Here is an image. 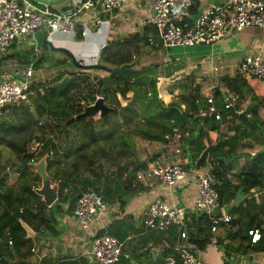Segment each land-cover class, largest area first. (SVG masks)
Here are the masks:
<instances>
[{
    "label": "crops",
    "instance_id": "crops-1",
    "mask_svg": "<svg viewBox=\"0 0 264 264\" xmlns=\"http://www.w3.org/2000/svg\"><path fill=\"white\" fill-rule=\"evenodd\" d=\"M31 1L35 4H40L47 7V9L51 12H67L73 8L75 3H79L82 0ZM153 2L154 0H141L139 2L130 4L122 10H119L112 14L115 17L114 24L116 28V33H110V31H107L106 29H104L99 34L95 33L99 40V44L95 52L86 53L84 51L85 41L81 40L82 33L86 31V29H84V27H78V23H80V21L84 22L83 20H85L87 16L89 19H91V17H95L94 13L88 12V15L85 16V18L80 17V15L86 14V12L80 13L75 19L73 31L68 34H48L45 31H39L35 35L39 44L38 50H33V53L30 54V57L28 58L29 63H34L37 58L44 59L42 67L36 70L40 74L39 79H41V81L43 78L48 81L51 77H54L59 74L58 76L59 78H61L62 83L65 80H69L71 78V75L78 76L79 74H86L88 77L94 80H102L103 78H109L110 87L112 85H118L120 83V81L117 79L118 77L113 80L110 78L111 75H129L131 73L109 74L101 70L81 71L77 69L62 52H55L54 50L49 48L41 54L40 45L42 41L46 39L52 43V46L55 49L65 50L69 52L73 56L75 61L79 64L102 65L99 63V60H102L99 59V56L100 54L102 56V51H104L111 43L115 41L121 42L123 39L127 40L128 38L134 36L139 37V39L142 38L141 33L145 30V28L140 27L141 22L149 18ZM220 3H222V0H194V5L190 12L191 17L195 18L203 8L211 4ZM173 12L178 13L176 9L173 10ZM76 28L78 29L77 32ZM90 35L94 36V34L92 33ZM91 42L92 40H88V44ZM245 42H247L246 46H248V49L240 57L241 59L245 56H251L256 54H262L264 56V31L262 32V36H252L246 39ZM85 43L87 44V41ZM136 44L138 45V47H140L139 51L135 47L126 49V51L130 53L132 57H137L135 63L137 62L140 70L145 69L146 71L141 74L132 75H142L140 79L143 80L149 79L150 77H154V72L150 69V66H153L155 69L157 68L156 71L158 74V98L162 102H164V104H169L172 100H174V102L180 104L181 109H185L187 104L181 100V95L177 94L172 88H168V90L161 89L162 87H160V81L172 79L171 76L174 73L170 77H166L165 75L167 72L166 70L169 66L168 64H171L174 67V63H171V61L174 59V56L172 54L175 53V55L178 57H181V55H184L186 57L187 54L191 52V50L181 54L180 52H172V50L166 52L164 50L155 51L151 50L150 48L145 49L142 47V43L139 44V42H137ZM216 45L221 44L217 43L213 47L202 48H212L211 52H209V56H215L218 58V54L220 53L218 52V50L215 49ZM27 47L25 44H17L11 49V53L16 54V57L11 58L13 60L14 69L5 71V76L8 74H19L18 68H20V65L25 62V60L23 61L22 56L26 51H28L26 50ZM198 48H201V46L193 49ZM132 50L135 51V54L131 52ZM189 57H193V55L189 54ZM241 59H239L238 61L225 59L223 62L224 71H221V73H218L220 71L219 68L216 73L213 72V68H217L214 65L213 61L215 59H210V61L203 60L199 62L197 64L198 68L196 69V64H193L192 62L187 64L189 70L191 71L190 79L193 85H200V87L198 86L200 90H205L206 87L212 85L214 90L216 88L218 89V92L216 93H219L223 99V101H221L214 95L209 96L213 99V103L217 109V112L221 116V121H218L219 123H213V125H215L216 127V130H212L209 127L204 126L203 123L205 121L203 119L199 121V125L196 128H194L192 124H188L187 126H185L186 129H197V132H199L202 128L203 131H201L203 132V136L199 141V148H201L199 152L194 151L195 146L188 147L187 151L190 149V152L183 151L184 147H186L184 140L190 136L189 130H182V133L178 132L173 134V136L169 138L166 137V139L169 141L167 145L160 142L148 141L144 139H139L138 142L136 141V144L138 143L137 147L139 149L140 161L142 162L149 158V162L145 164V167L165 166L179 161L183 164L187 175L173 188H168L157 181H151V184L147 188V190L138 194L135 198L130 201L122 215H118L117 212H115L118 210V205L111 206L107 204L106 214L99 218L95 222V224L91 226V230L89 232L93 234H100L102 232L108 234L112 228V232H110L108 235L114 238H116V233H121L122 231L120 228L112 226L114 223L123 222L125 225L129 227H134V229L137 230L134 231V233H130L129 229L125 227V233H121V235L124 237L123 241L121 242H126V245H128L127 248L129 249V253L131 255V259L129 260V262H125L124 264H162L156 262L153 259L151 252L154 250L162 251V243L164 241L173 243L176 240V227L170 228L169 231L163 234L162 236L161 234H159L160 236H158V234L152 235L151 232L147 233L143 230L140 231L139 228L142 224L143 215L146 209L148 208L149 204L155 198H160L171 205L185 206L187 207V210H191L192 202L197 194V180L201 175L211 173L213 171V168H217L220 171L225 172L226 179L228 180L234 177H238L239 174L246 171L247 167L251 164L252 159L261 151H264L262 137L264 135V108L259 104L261 102H264V81L247 80V84L250 89V93L248 94L249 104H247V106L242 105L238 110L234 108L238 114L244 113L245 118H238L235 121H231L230 114L229 116H224L223 118L220 113L222 103L227 105V101L228 103H232L231 106L235 104V101L231 102V100H236V98L229 93L226 87V83L222 79L224 77L233 78L236 75L237 67ZM83 60H85L86 63H83ZM178 62L179 60L176 59V64L181 66ZM54 63H56L55 67ZM1 64L2 63L0 62V66ZM49 67L56 71H50ZM139 69H137V71H139ZM57 71L59 73H57ZM198 71L199 73H197ZM126 75L122 78L123 80L127 79L130 82L138 80L137 78H132L129 76L126 77ZM63 78L65 79L63 80ZM169 90L171 91L170 93ZM222 94L225 96V98H223ZM132 98L133 93L131 92L128 93L124 98H122L119 94L116 95V99L122 107L128 105ZM207 98L202 99L201 108L206 107ZM250 108L252 110H255L257 117L253 116L252 111L250 112ZM209 119L211 120L212 118ZM260 122L263 123V133L262 130L259 128ZM241 133L243 135V141L238 145V147H235L234 151L229 150L228 147H224L222 149L217 150L213 155L211 154L212 151L216 150V145L219 141L228 140L229 138L235 135H241ZM146 149L147 152H144L146 151ZM230 152L233 153L232 157L227 154ZM190 153L192 156H194L192 157L193 160H191V156L188 155ZM252 154L254 155L252 156ZM201 158L204 159L206 166L202 168L196 167V163ZM188 166L189 168L187 169L186 167ZM53 170V172L55 173V169ZM7 173L9 177L8 182L14 190V196L22 195V187L24 184H28L31 187H36L35 185L31 184L28 179L21 180L18 183V174L15 173V171L13 170V166L11 169H8ZM56 174L58 176H62L61 178L57 179H53L51 177L52 181L55 182L53 184L59 185L61 181V184L58 186L57 200L60 197V188L62 189L63 194H66L63 200L60 199L58 210L60 211L61 208H68V213L70 214L62 217L61 225L59 223L60 219L58 222H56L55 227L59 226V229L61 231L50 227L48 225V222L40 221L36 218H33L32 216H28L32 224H26L25 222L24 223L31 229L33 234L31 236L29 234H26L25 232V234L30 237V240L29 242L28 240H25V246L21 247L19 251V255L26 254L28 256V259L22 260L15 253H10L7 257H4V262L8 264H11V262L14 261L17 262L16 264H88L85 261V258L87 261H89L88 258L85 256V253L89 244L90 235L88 232L83 231L72 217L73 210L76 206V201L79 196L78 193L73 190V187H75L77 190H79L80 187H78L75 182V176H71L72 180L70 178L68 180L63 179L64 176L67 175V171L60 170L59 168ZM39 181V187H36V189L41 188V179ZM240 182L241 179H235L234 183H232V186H240L238 189L242 188V193L243 195H247V198L239 205L234 204L227 213L229 216L232 217V222L229 225L221 224L219 226L218 233L215 235L206 232V236L208 237V243L203 249H198L196 246H194L197 252L200 253V257L203 260L207 261L208 264H264V238L262 240L263 242H261L260 244L250 246L248 242V237L247 235H245V228L248 224L251 223L252 220H254L255 226L258 223H261L262 226L264 225V191L253 193V191L250 190L249 192H245L244 187L242 186V184H240ZM66 186H68V188H66ZM3 189L4 192H0L1 194L6 193L7 189ZM238 189L234 192H232L231 189L228 192L227 196H230V194H233V196L231 200L225 205L233 203V199ZM64 190H66V192H64ZM251 193H253L252 196ZM66 200L67 204L65 205ZM40 201H42V198ZM17 207L18 209L23 210V207ZM232 210H234V213H232ZM70 211L72 213H70ZM187 213V230L189 231V228H191L192 231L190 235H196L199 238H202L205 234L204 232H200V234H195L197 232V229H200V226L196 225L193 216L198 215L191 214L190 211H188ZM124 219H126L127 222H125ZM33 227L36 228V231L33 230ZM63 230L65 231L63 232ZM9 237L10 235L8 230H3L2 237L0 238V241H2V245L4 246L1 248V252L3 253L4 251L6 253L9 251V247L5 245L6 240H8ZM149 248H151V252H148ZM163 255L165 259L172 257L168 252H166V254L163 252Z\"/></svg>",
    "mask_w": 264,
    "mask_h": 264
},
{
    "label": "trees",
    "instance_id": "trees-1",
    "mask_svg": "<svg viewBox=\"0 0 264 264\" xmlns=\"http://www.w3.org/2000/svg\"><path fill=\"white\" fill-rule=\"evenodd\" d=\"M191 19L194 18L191 17ZM141 36V39H139V37L137 36H134L128 38L127 40L123 39L121 42L115 41L111 43L104 51H102V56L104 57V59L99 60V63L109 68H131L137 70L139 69L137 62L135 63L137 57H132V55H130V53H128L126 49L135 47L139 51L140 47H138V45L136 44L137 42H139V44L142 43V47L145 49L150 48L151 50L155 51L164 50L162 49V44L158 39L157 31L154 28L150 26L146 27L145 30L141 33ZM32 53L33 50H28L22 56L23 61L25 60V62H23L25 66L31 63H29L28 58ZM14 57H16V54H12L4 58L11 59ZM43 63L44 59L37 58V60L34 62V69H40ZM166 71V77H170L174 72L172 70V67L169 66ZM125 75L126 74H121L118 76L111 75L110 78L113 80L118 77L117 79L120 81V83L118 85H112L109 89L105 90L103 94H101V88L103 87L102 80H94L88 77L86 74H79L78 76L71 75V78L69 80H65L62 83L61 78L47 83H42L41 81H33L31 88L36 91L35 99H33L32 101L34 113L40 116L41 120L42 118H45L47 122H49L50 120L55 128L60 132L61 137L60 143H56L55 140L50 137L46 138V142L43 140V154H41L40 158L47 154V152L52 150V155L55 161L58 164H62L61 157L62 154L64 155L65 148L68 146L66 150L67 152L71 153L73 152L75 146L81 143V140L76 138L75 135L72 137V139L67 140L63 134L64 132L68 131L71 137V133L76 132L75 129L71 128L78 126H82V135L94 141H96L97 137L100 136L101 133L110 134L113 131H116V126H119L120 130L129 129L130 131L137 133L144 140L160 142L166 145L169 142L166 137L169 138L173 136V134L178 132L182 133V130H189L190 136L184 140L187 148L184 147L183 151L186 152L188 147L195 146L194 151L199 152L201 150V148H199V141L203 136L202 128V131L200 130L199 132H197V129H186L185 126H187L188 124H192V126L196 128L199 125V121L202 119L196 114L197 110L202 106V99H206L207 97L214 95L215 97L223 101L220 94L216 93L214 89L211 92H208L207 90H200L198 86H194L190 82L189 88H187L185 93L181 94V100L187 104L185 109H181L180 104L174 102V100H172L169 104H164V102H162L158 98V78L154 79V77H150L149 79L143 80L140 79L142 75H126V77L129 76L138 79L136 81L130 82L127 79H122ZM222 80L226 83V87L229 93L236 98L235 104H233V107L236 110H238L242 105L247 106V104H249L248 94L250 93V89L248 87L247 80L242 79L238 74H236L233 78L224 77ZM130 92L133 93L134 98H132V101L128 105L122 107L116 99V95L119 94L122 98H124ZM170 92L171 91L169 90V93ZM110 97L113 99V102L109 100ZM96 98H102L103 102L108 107L115 109V111L107 114L105 117H95L88 119L78 118V116L83 112L84 107L92 105L96 101ZM259 104L264 108V102H261ZM3 111L9 112L12 119L10 120L11 122L8 121L6 123H0V146H2L3 144L6 145L7 148L10 149L11 152L15 155L14 157L16 163L13 166V170L18 174L17 180L19 183V181L26 180V178L31 175H29V167L18 169L21 164L29 163V161L31 160V156L28 154V143L21 139V134L29 128V122L33 124V122L30 120L32 116L31 108L15 106L4 109ZM132 111H135L138 115V118L140 117L139 119L143 121L142 126L138 125V122H135L136 117L133 116ZM251 111L253 116L257 117L255 110H252L250 108V112ZM119 112H121V117L123 120L121 118L119 120ZM220 113L223 118L224 116H229V111L224 103H222ZM11 114L13 115V117L11 116ZM72 118H75V120L72 123H68V121ZM23 120H28V122H25ZM203 120L205 121L203 123L204 126L209 127L212 130H216V127L215 125H213V123H217L218 121H215L213 118L211 120L209 118H205ZM43 122L44 121L42 120V124L39 126V129L42 125L46 124H43ZM51 128L53 129V126H51ZM259 128L262 130V122H260ZM36 134L37 133L30 132V136H34ZM36 136L37 137L35 138V140L37 141H42L41 138H44V136L41 137V133ZM242 141V133L241 135H235L228 140H221L217 143L216 150L212 151L211 154L213 155L217 150L224 147H228L229 150L234 151L235 147H238V145ZM187 152H190V149ZM227 154L232 157L233 153L230 152ZM188 155L191 156L190 159L193 160L192 157L194 156H192L191 153ZM140 163L141 164L138 165L140 167L138 170H140L141 168L143 169L144 167V163ZM46 164L47 168L50 167L52 164H54L53 159L49 160L48 158ZM204 166H206V163L204 162V159L201 158L196 163V167L202 168ZM65 167L68 168L69 165L65 164ZM186 168L188 169L189 166ZM212 170L213 171L211 172V174L213 175L216 182L214 188L219 196V203L222 207L226 203H228L233 196V194L227 196L228 192L231 189L232 192H234L240 187L232 186V183H234L235 179H241L240 184H242V186L244 187L245 192H249L250 190L253 191V193L264 191V151H261L252 159L251 164L247 167L245 172H242L238 175V177H234L230 180L226 179L224 171L222 172L217 168H213ZM136 171L137 170L129 172L127 166L118 168L117 180L121 182V184L117 185V183H115L112 185H107V187L103 189L98 188L99 184L97 182V184H91L90 187L87 185L88 180H98V178H96V180L93 179L95 173L91 172L90 174L93 178L91 177L83 180L81 179L80 189L77 190L75 187H73V190L80 196L81 194L87 192L89 189L93 188V191L102 195L105 203L107 202V204L111 206L118 205V210L115 212H117L118 215H122L130 201L138 194L142 193L144 190L142 185L139 184L136 180V174H134ZM77 175L78 174L71 173L68 175V177L75 176V178H77ZM8 180V173L4 171L3 166H1L0 164V188L7 189L5 194L0 193V238L2 237V231L7 229L12 239L11 245H8L7 242L5 244L9 247V251L7 253L4 250V253L1 252V248L4 246L2 245V241H0V264H8L4 262V257H7L10 253H15L22 260L28 259V256L26 254L19 255L21 247L25 246L26 244V241L24 239V236L26 234L20 222L23 221L27 224V222L22 218V215L25 211L22 208V213H20V209H18V207L13 203L17 195H13L14 190L12 189L13 187L10 186ZM60 184L61 181L59 185ZM24 193H30L34 195V192L31 190V187L28 184H24L22 187V195H24ZM253 193H251V196L253 195ZM59 201L60 200L58 199L57 202L50 208H47L42 201H39L38 206L41 207V210H39L37 214L39 218L36 219L48 222L54 227V225L56 224L55 216L59 214L57 210H54V208L58 205ZM193 219L195 220L196 225L200 226V229H197V232L195 234H200V232H204L205 234L202 238H199L196 235H190L192 229L188 226V228L190 229L188 231L189 243L196 246L198 249H203L208 243L206 232L209 233V222L199 216H193ZM252 228H259L262 230V224L258 223L255 226L254 220H252L251 223L248 224L245 228V235H247V231ZM110 232H112V228ZM121 233H123V231H121ZM121 233H116L115 237L123 241L124 237L121 235ZM103 234L105 233L102 232L98 235L100 236ZM153 234L155 235V233H152V235ZM163 234H161V236ZM158 236L160 235L158 234ZM263 238L264 232L262 239L256 245L263 242ZM126 250H129L127 248V245ZM148 252H150L149 249ZM164 253L166 254V252ZM127 262L129 261H126V263ZM124 263L125 262H121L119 264Z\"/></svg>",
    "mask_w": 264,
    "mask_h": 264
},
{
    "label": "built area",
    "instance_id": "built-area-1",
    "mask_svg": "<svg viewBox=\"0 0 264 264\" xmlns=\"http://www.w3.org/2000/svg\"><path fill=\"white\" fill-rule=\"evenodd\" d=\"M139 1L141 0H82L67 12H51L47 7L31 0H0V59L9 56L12 47L17 44H25L37 51L39 44L35 35L39 31L48 34L71 33L75 19L82 12L94 13L95 17L112 15ZM193 5L194 0H154L149 18L143 20L140 27L154 28L164 50L213 47L246 29L264 30V0H222L220 4L203 8L197 17L191 19ZM175 9L178 13L173 12ZM33 70L34 63L31 62L26 66L24 76L15 73L21 77V81L16 82V78L10 74L0 79V116L7 113L3 111L7 108H31L36 96V91L31 88ZM217 71L218 68H213L214 73ZM236 74L245 80L264 81V56L256 54L243 57ZM205 90L211 92L213 86L206 87ZM233 101L235 99L231 100ZM206 102V107L199 108L196 114L202 119L213 118L215 121H221L213 99L209 97ZM231 105L232 103H228L226 108ZM43 147V141L29 144V163L39 161ZM52 154L50 150L45 155L48 159ZM186 173L183 165L176 161L166 166H147L145 170L136 173V180L147 188L152 178H156L164 186L173 188L185 178ZM215 184L211 173L198 178L197 194L191 210H187L185 206L171 205L160 198H155L149 204L142 218L147 232L163 234L176 227L175 242L162 243V251L172 256L168 258L167 264H208L200 257L194 245L189 243L186 221L188 211L202 217L209 222V233L212 235L218 233L221 224L229 225L232 222V217L223 212ZM31 190L35 192L36 187L32 186ZM106 212L107 205L102 195L95 191H87L77 198L72 217L78 226L90 235L89 247L85 253L88 260L92 261H89L90 264H119L131 259L129 251L126 250V242L108 234L99 236L89 232L91 226ZM262 231L264 232L259 228L247 231L250 246L260 242ZM24 239L30 240V237L25 235ZM8 244H12L10 237ZM149 251L151 252V248Z\"/></svg>",
    "mask_w": 264,
    "mask_h": 264
},
{
    "label": "rangeland",
    "instance_id": "rangeland-1",
    "mask_svg": "<svg viewBox=\"0 0 264 264\" xmlns=\"http://www.w3.org/2000/svg\"><path fill=\"white\" fill-rule=\"evenodd\" d=\"M87 13L88 12H86V14H81L80 17L85 18V16L88 15ZM114 20H115L114 15H101L99 17L98 16L91 17V19H89L87 16V18L85 20H83L84 22L80 21V23H78L79 28L84 27V29H86V31H84L82 33V40H81V41H85V42L87 41V44L84 42V49H85L84 51L86 53H91V52L96 51L97 46L99 44V40H98V37L96 34L101 33L104 29H106L107 31L109 30L110 33H116ZM119 23H120V20H119ZM77 31H78V29L76 28V32ZM263 31H264L263 29H259V28H250V29H246L244 32L235 33L232 37L227 39V41H223L222 43L220 42L221 45H216L215 49L218 50V52L220 53V54H218L219 55L218 58L215 56H212V57L209 56V52H211L212 48H202L201 47L198 49H190V48L172 49V52H180L181 54L191 50V52H189V54L193 55V57H189V54H187L186 57L184 55H181V57H178L175 55V53H173L172 55L174 56V59L171 61V63H174V67L171 64H168V65L170 67H172L174 74L171 76L172 79L160 81V87H162L161 89H164V90L167 89L168 90V88H170V89L172 88L179 95L185 93L187 88H189V83L191 82V79H190L191 78V71L189 70L188 65H187L190 62H192L193 64H196V66H195V69H196V68H198L197 64L199 62H201L203 60L210 61V59H212V60L215 59V60H213L214 65L217 68H219L220 71L218 73H221V71H224V67H223L224 60L229 59V60L238 61L239 59H241L240 57L248 49V46H246L247 42H245V40L252 37V36L260 37V36H262ZM91 33L94 34V36L90 35ZM88 40H92V42L94 44L92 42L88 44ZM13 47H15V46H13ZM26 50H33V48L28 46ZM169 51L170 50H167L166 52H169ZM131 52L133 54H135L134 50H132ZM10 55H12V53H10ZM102 57L103 56H101V54H100L99 59L103 60L104 58H102ZM176 59L179 60L178 63L181 66L176 64ZM0 62L2 63L0 66V79H1V78L5 77V71L10 70V69H14V64H13L12 59H6L4 57H1ZM84 62L86 63L85 60H83V63ZM55 64L56 63H54V67H55ZM82 65L84 66L85 64H82ZM49 68H50V71H56V70H53L51 67H49ZM18 72L20 75L24 76V73L26 72V66L23 63L20 65V68H18ZM57 73H59V72L57 71ZM197 73H199V71ZM58 75L59 74H57L54 77H51L50 80H48V81L45 78H43L45 80L42 79V81H41V79H39V76H40L39 72H37L36 70H33L32 81H36V82L41 81L42 83H47V82H51L54 80H58V78H59ZM64 79L65 78H63V80ZM194 86L200 87V85H194ZM109 100L111 102H113L112 101L113 99L111 97L109 98ZM132 112H133V116L136 117L135 122H138V125L142 126L143 121L141 119H139L140 117L138 118V115L136 114L135 111H132ZM31 115L32 116H31L30 120L33 122V124L31 122H29L30 123L29 128L21 134V139L24 140L26 143H28V146H29V144L37 141V140H35V138L37 137L36 135H38L40 133H41V137L44 136V138H41L42 141L43 140L45 141L47 137H50L53 140H55L56 143L61 142L60 132L55 128V126L51 123L50 120H49V122H47V120L45 118H42V120L44 121L43 124L46 123L47 125L46 124L42 125L39 129V126L42 124V120H41L40 116H38L37 114L34 113L32 106H31ZM11 116L13 117L12 114H11ZM118 117H119V120H120V118L122 119L121 112H119ZM11 119L12 118L10 117L9 112L5 113L2 116H0V123H6L8 121L11 122L10 121ZM23 121L28 122V120H23ZM51 126H53V129L51 128ZM71 129H75L76 132L75 133L72 132L71 137H70L68 131H66L63 134L64 137L67 140H70L75 135L76 138L81 140V143L77 144V146H75L73 152H71V153L67 152V150H66L68 148V146L65 148L64 155L62 154V157H61L62 164H58L55 161V159L53 158V155L49 157V160L53 159L54 164H52L50 167L47 168V173L53 179H57V178L62 177V176H58L56 174V172L60 168V170L67 171V175L64 177L65 180H68L69 178L72 180V177H68V175L71 173L72 174H74V173L78 174L77 178L75 179V182L78 185V187H81V181L80 180L91 178L92 175L90 173L94 172L95 176H94V178L93 177L92 178L95 180H96V178H98V180L97 181L88 180L87 185L90 187L91 184H97L98 183L99 184L98 188L103 189V188L107 187V185H112L115 183H117V185L121 184V182H119L117 180V178H118L117 177V169L118 168H122L123 166H127L129 172H133L134 170H137L134 174H136L137 172H141V171L146 169L145 164H147L149 162V158H147V160H145V161H142V163H144V167H143V169L141 168L140 170H138L140 168L138 165L141 164L140 163L141 161H140L139 149L137 147L138 143L136 144V141L138 142L139 139H142V137L139 136L137 133H134L133 131H130L129 129L120 130L119 126H116L115 127L116 131H113L110 134H108V133L102 134L101 133V135L97 137L96 141H94V140H91V139L87 138L86 136L82 135L83 134L82 126L81 127L80 126L74 127ZM30 132L37 133V134L34 136H30ZM124 136H126V137H124ZM262 137H264V135ZM38 141H40V140H38ZM73 141H74V138H73ZM65 145H66V143H65ZM144 152H147V149ZM41 154H43V151L41 152ZM14 156L15 155L11 152L10 149L7 148L6 145L3 144L2 146H0V164H1V166H3L5 172H8V169L9 168L11 169L12 166H14V164L16 163ZM65 164L69 165V167L68 168L65 167ZM53 169H55V173L53 172L54 171ZM15 173H16V171H15ZM29 175L30 176L26 179H28V181H30L31 184L35 185L36 187H39L40 178L35 174V172L31 168H29ZM152 181L159 182V180L156 178H152ZM61 187H62V185H61ZM66 188H68V186H66ZM111 188H113V187H111ZM147 188L145 189L143 187V189H144L143 192L145 190H147ZM93 190L94 189L92 188V189H89L88 191H93ZM0 192L3 193L4 189L0 188ZM59 196H60L59 200L60 199L63 200L64 196H66V194H63L61 188L59 190ZM40 200H41V198L38 197L37 195H35V193H34V195L30 194V193H24V195L17 196L16 199L13 201V203L16 206L23 207L25 214L22 215V218L28 224H32L28 216H33L34 218H39L37 216V214H38L39 210H41V207L38 206ZM66 204H67V200L65 202V205ZM58 205H59V203H58ZM106 205H107V202H106ZM57 206L54 208V210H57V212L59 214H57L55 216V220H56V222H58L60 219L59 223L61 225L62 217L66 216V215H70V214L68 213V208H65V209L61 208L62 210L60 209V211H59ZM46 211H48V210H46ZM70 213H72V212L70 211ZM232 213H234V210H232ZM124 220H125V222H127L126 219H124ZM48 225L50 227H53L52 224H50V223H48ZM43 226H42V228H43ZM112 226L120 228L123 232L126 231L124 229L125 227L129 229L130 233L131 232L134 233V231H137L134 229V227H129V226L125 225L123 222L114 223ZM53 228L57 229L58 231H61L59 229V226L55 227V225H54ZM139 229H140V231L143 230V231L147 232L146 229L144 228V226H142V224H141ZM33 230L36 231V228L33 227ZM64 231L65 230H63V232ZM126 237H127V235H126ZM7 241L8 240H6V242ZM119 241H121V240H119ZM88 247H89V244H88ZM85 261L88 264H90V262H92L91 260H89L90 262L87 261L86 258H85Z\"/></svg>",
    "mask_w": 264,
    "mask_h": 264
},
{
    "label": "water",
    "instance_id": "water-1",
    "mask_svg": "<svg viewBox=\"0 0 264 264\" xmlns=\"http://www.w3.org/2000/svg\"><path fill=\"white\" fill-rule=\"evenodd\" d=\"M51 48L55 52H62L65 54V56L69 59V61L79 70L81 71H92V70H101L104 72H107L109 74H120V73H131V74H138V73H144L146 70H134L131 68H120V69H110L102 65H82L79 64L78 62L75 61L73 56L65 51V50H60V49H55L52 46V43L48 40H43L41 45H40V51L41 54L44 53L47 49ZM149 69V68H148ZM150 69L153 70L154 72V79L157 78V71L153 66H150ZM16 78V82L21 81V77L17 76V74H12ZM103 87L101 88V94L104 93V91L110 87V79L109 78H103ZM215 92H218V89H215ZM223 98L225 96L222 94ZM226 104L228 102L226 101ZM115 109L108 107L104 102L102 98H98L92 105L85 106L83 109V112L78 116V118H95V117H105L107 114L114 112ZM228 111L230 114L231 121H235L238 118H245V114H238L233 106L228 107ZM75 120V118H72L68 121V123H72ZM47 161V156L44 155L39 159L38 162L36 163H23L21 164L18 168L21 169L23 167H29L31 168L41 179V188L35 190V194L39 197L42 198V202L47 208H50L56 201H57V194H58V184H53L52 178L47 174L46 172V164ZM247 198V195H243L242 193V188L238 189L234 199L233 203L227 204L223 207V212L226 214L229 212L231 207L235 205L241 204L245 199ZM22 228L26 232V234H29L32 236L33 232L31 229L23 222L20 221ZM262 229L264 230V225L262 226ZM128 247V245H127ZM151 255L153 259L156 262L162 263V264H167L169 262L168 259H165L163 255V251H152ZM17 262H11V264H16Z\"/></svg>",
    "mask_w": 264,
    "mask_h": 264
},
{
    "label": "bare ground",
    "instance_id": "bare-ground-1",
    "mask_svg": "<svg viewBox=\"0 0 264 264\" xmlns=\"http://www.w3.org/2000/svg\"><path fill=\"white\" fill-rule=\"evenodd\" d=\"M20 211H22V210L20 209Z\"/></svg>",
    "mask_w": 264,
    "mask_h": 264
},
{
    "label": "clouds",
    "instance_id": "clouds-1",
    "mask_svg": "<svg viewBox=\"0 0 264 264\" xmlns=\"http://www.w3.org/2000/svg\"><path fill=\"white\" fill-rule=\"evenodd\" d=\"M209 98V97H208Z\"/></svg>",
    "mask_w": 264,
    "mask_h": 264
}]
</instances>
